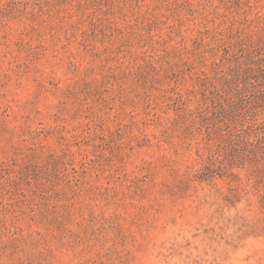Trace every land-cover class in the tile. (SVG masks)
Segmentation results:
<instances>
[{"label": "rangeland", "instance_id": "obj_1", "mask_svg": "<svg viewBox=\"0 0 264 264\" xmlns=\"http://www.w3.org/2000/svg\"><path fill=\"white\" fill-rule=\"evenodd\" d=\"M0 264H264V0H0Z\"/></svg>", "mask_w": 264, "mask_h": 264}]
</instances>
